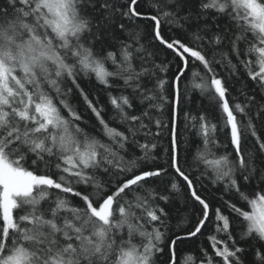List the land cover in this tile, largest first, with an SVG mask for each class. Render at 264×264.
I'll list each match as a JSON object with an SVG mask.
<instances>
[{
  "label": "snow or ice",
  "instance_id": "obj_1",
  "mask_svg": "<svg viewBox=\"0 0 264 264\" xmlns=\"http://www.w3.org/2000/svg\"><path fill=\"white\" fill-rule=\"evenodd\" d=\"M0 264H264V0H0Z\"/></svg>",
  "mask_w": 264,
  "mask_h": 264
}]
</instances>
